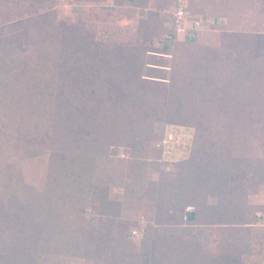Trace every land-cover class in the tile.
Segmentation results:
<instances>
[{
	"label": "rangeland",
	"instance_id": "1",
	"mask_svg": "<svg viewBox=\"0 0 264 264\" xmlns=\"http://www.w3.org/2000/svg\"><path fill=\"white\" fill-rule=\"evenodd\" d=\"M188 1L189 11L184 0H0V214L8 215L0 220V264H20L18 250L28 249L26 245H33L29 264H170L171 255L176 264H224L228 256L240 259L239 264H264V71H229L241 65L264 69V61L257 60L264 58V0ZM167 13L183 20L173 33L169 55L150 53L135 69L141 79L158 84L145 97L130 91L133 97L125 99L116 86L103 93L104 76L87 65L62 72L95 48L123 59L131 48L147 49L142 39L146 29L158 24L173 30L163 22ZM150 42L154 47V39ZM51 66L63 73L62 79L53 77ZM189 71L201 79L199 86L184 79ZM248 75L255 84L247 81ZM235 78L243 79L237 91ZM93 90L104 103L99 111L108 123L121 110L110 123L121 140L103 148L117 167H127L124 174L131 178L129 170L142 160L136 156L142 152L148 164L145 183L141 180L145 194L130 192L140 189L132 183H101L104 198L101 191L81 189L77 199L72 197L75 209H68L62 193H56L73 179L65 168L73 156L66 151L79 145L81 134L66 122L79 113L84 120L83 115H96L95 108L83 114L84 106L94 105ZM237 101L245 103V113L236 108ZM170 120L191 126L166 127L179 143L172 155L161 152L158 162L156 142ZM225 128L236 137L242 134L240 147L249 166L242 177L231 170L226 179L220 176L223 164L239 156V147L225 141ZM195 131L198 145L208 147V158L199 167L179 164L190 156ZM133 134L136 142L130 147L127 137ZM103 163L99 160L92 175L99 185L95 178ZM179 179L189 192H200L195 199L198 221L190 224L186 217L194 206L185 209L181 221L182 212H175L178 223L161 227L178 230L181 238L164 257L156 256L154 239L164 232L159 230L160 193L164 184ZM223 183L244 198L243 215L236 219L222 216L230 209L218 197ZM205 211L215 213L210 221L202 216ZM147 227L149 251L140 250ZM181 229L194 231L186 236ZM247 242L246 250L241 244Z\"/></svg>",
	"mask_w": 264,
	"mask_h": 264
},
{
	"label": "trees",
	"instance_id": "2",
	"mask_svg": "<svg viewBox=\"0 0 264 264\" xmlns=\"http://www.w3.org/2000/svg\"><path fill=\"white\" fill-rule=\"evenodd\" d=\"M184 1H185L186 9L187 11H189L190 3L188 0H184ZM131 2L136 4L138 0H131ZM168 14L169 13H167L163 21L164 23L169 22ZM158 26L159 25L157 24L151 29H146L145 34L142 36L143 46H145V48L147 49H144V48L141 49V47H136L135 49L131 48L130 50L127 51V54H129V58L127 57H125V59H123V57L115 58L113 55V52H111L110 50L95 48L86 53L85 57H83L84 61L81 59L76 64L70 63L68 67H64V69L62 68L61 70L62 72H65V74H69V71L72 70L74 66L77 65V68L79 69L87 65L92 68L98 69V74H102L104 76V78L101 79V81L105 83V88L103 89V93L106 89H111L116 86L119 90L122 91V96L125 99L128 98L129 96L133 97L130 91H135V94L140 96L141 98L145 97L149 92H153L154 90L158 89V86H157L158 84L153 83V82H147V80L141 79V77H138L136 75L135 69H138V67L142 65V62H144L143 59H145L146 55H149V58H151L150 53L157 54L159 52V54L163 56H167L169 55V52H171V50L174 48L173 47L174 31L173 30L168 31L166 27H163L162 25H160L159 27ZM152 39H154L153 44L155 48L151 45L152 41L150 42V40ZM161 42H163V47L156 46L157 43H161ZM19 47H20V43H19ZM152 56H156V55H152ZM257 60L264 61V58H257ZM252 62L255 63L256 61L253 60ZM243 64H245V62H243ZM52 68L53 66H51L48 71H51L53 77L62 79L63 73L56 72ZM229 71L239 73V74L243 72H250V73L255 74L256 71H258L259 73H262L264 69H262L260 65H258V67L241 65L236 70H229ZM191 73L192 72L189 71L188 76L186 74L184 76V79L185 78L191 79L192 81H190V83L193 87H196L197 85L199 86V82L201 79H199V77H195ZM246 77L248 78L247 81H253L255 84L253 75H252V79L250 75ZM235 79L237 82L236 83L237 85L236 91H237L243 79L242 78H235ZM141 82H142V85L140 87H142L143 92L138 93L139 89L137 88ZM59 85L61 84H57V86ZM55 87L56 86H53L49 89L53 90L55 89ZM61 87H64V86L61 85ZM99 88L100 90H102L100 85H99ZM57 91L60 92V89L57 88ZM236 91L233 97L238 98V95H237L238 92L236 93ZM95 96L96 94H95V91L93 90L92 98H93L94 105L92 104V108L85 107V106L83 108V114L88 111L90 112L93 108H95L94 112H96V115L94 114V117L92 116L86 119V116L83 115L85 120L80 119L81 115L79 113L76 116L75 115L70 116L66 122L68 125L67 126L68 128L70 125L76 126L79 129V133L81 134L79 138V145H74L71 151L69 150V148H67V151H66L70 156H73L72 159L68 160L65 164V168L68 170L66 173L70 174V176L73 179L68 181L66 186H62L63 188L61 187L58 190V193H56V194L62 193L63 195L62 198L66 199L63 203L65 204V206L68 207V209L69 208L75 209L76 204L72 202L73 200L72 197H74V199H77L79 197L78 192L81 189H83V193H88V194H91V193L97 194V192L101 191L102 197L104 198L105 189L104 187L101 186V183L115 184L116 182H122L126 186H129V187H132V185H130V183H132L137 186H140L139 187L140 189L131 188L130 192L136 193L140 191L142 194H145L143 191L144 189L143 186L145 183L144 179L146 178V169H147L148 164L143 160V158H145L144 155H142V152H139L138 154L136 153L137 154L136 156L142 160H140L139 163L134 164V166H131L129 171L133 173L132 178L130 177V175L124 174L125 171L123 169H126L127 167L124 166L123 169H121L122 167L121 168L117 167L118 164H116L115 161L112 160V158L108 156V150H104L103 147H104V144L106 143H108V147H109L114 142L121 140L118 134V131L110 124L113 119H115L116 117H119L121 110H119L116 116L112 118V120L109 121L108 123L105 120L102 112L99 111L101 110L100 106L104 105V103L96 100ZM72 97L75 98L76 104L79 105L80 102L78 101L76 94H72ZM253 103H250L249 106L254 107ZM237 104L238 105H236V108H238V110L242 114L245 113V103L242 101H237ZM239 111L236 113L237 117L240 116ZM170 122L171 124L169 125L174 124L176 126L178 125V126H183V127H188V128L191 126L183 121L174 122L170 120ZM225 130L228 132V135L226 136L225 141L229 140L228 146L233 145L237 148L239 147L238 148L239 156L238 158L234 156L231 160L223 164L221 168L220 176L224 175L226 179L227 178L226 174L230 176L228 172H230L231 170L233 171L232 173L235 174L237 177H242V175L246 174V171L249 169V166L247 165L248 161L245 156V153H243V149L242 147H240L241 145L244 144L242 141V134H241V137L240 136L236 137V132H232L231 129H227V128H225ZM239 130L242 131L241 129ZM223 134H224L223 136H225V133ZM197 137H198L197 131H195L194 136H193V143H192L190 156L187 160L180 161L179 164H184L185 162L187 163L188 161V163H191V162L194 163L195 167L196 166L199 167L200 164L203 162V160L204 159L206 160L208 158V153H206V150L208 152V147L204 144L202 146L198 145ZM127 138H128L127 144H130V147H132L133 146L132 143L136 142V140H134V134L128 136ZM219 138H221V136ZM161 140H162V133L159 134V138L157 139L156 147H155L157 150V154H158L157 161L159 160V157L161 154V148L159 147ZM141 145H142V150H143V144ZM215 148L217 147L215 146ZM78 150H80V156H78V153H77ZM97 151H99L97 153L100 155L99 157H97L95 153ZM94 153L96 157H94V155H91V157L89 158V155L94 154ZM95 158H98V159L96 160ZM85 160L87 161V163ZM99 160H101V162H104L102 165L103 170L101 171L100 175L95 178L96 182L97 181L100 182V185L98 183L97 184L94 183L93 177H92V175H94L98 169L96 168V164H98ZM181 173L183 174V171H181ZM139 180H140V183H138ZM141 180H143L144 183L141 182ZM164 187L165 188L163 192L160 193V205H162V207L160 208L161 216H160V221H159V225H160L159 230L160 232L162 231L164 232L160 234H156V237L154 239L155 255L156 256L160 255L162 257H164L169 252L170 246L171 245L173 246L174 244H176V241L180 239L181 236H177L176 233L178 230L171 229L169 227L162 228L161 226L176 225L178 221H175L176 219L175 212H178V213L182 212L183 216H180V221H181L183 217L186 215L184 214V212L188 206L195 207V210H193V212L189 215V217L186 215V217L189 218L188 223L197 224V221H198L197 215L199 214L198 213L199 208L197 205L198 203H195L196 201L195 199L196 197H198V194H200V192L196 190L195 192H192V191L189 192L187 190V186H184L181 183V179H179L178 181L168 182L164 184ZM218 197L220 198L221 202L223 201L230 206V209H226L225 211H223L222 216L227 215L228 217L230 216V219H233V218L236 219L237 217L241 216V214L243 215L242 210H243L244 205L241 199H244V198L240 199L238 195H236L235 193L233 194L231 188L228 187L225 183L221 184ZM74 201L77 203L78 200H74ZM216 209L217 208H213L212 210H216ZM214 214H215L214 212L205 211L202 216L206 217L207 221H210L211 220L210 217L213 216ZM7 217L8 215L6 214L4 216L0 214V220L4 219L5 221ZM150 228L151 227L149 228L147 227V232L143 235L141 239L140 250H145V251L150 250V247H151ZM14 231H17V229L13 228L11 230V232H14ZM181 231L183 232V234L185 232L184 235L188 236V232L194 231V229H181ZM10 234H12L13 237L15 238L16 236L15 233H10ZM131 241H129V244L132 243ZM241 245L243 246V249L247 250L249 248L248 242L241 244ZM26 246L28 249L18 250L19 252L18 256L22 257V259L20 260V264H29V262H31V257L33 256L31 250L33 248V245H26ZM239 261L240 259H235V258L232 259L231 257L228 256L225 259L224 264H239ZM33 262L35 264L37 263V261L35 260ZM169 262L170 264H176L177 263L176 257L174 258L171 255Z\"/></svg>",
	"mask_w": 264,
	"mask_h": 264
},
{
	"label": "built area",
	"instance_id": "3",
	"mask_svg": "<svg viewBox=\"0 0 264 264\" xmlns=\"http://www.w3.org/2000/svg\"><path fill=\"white\" fill-rule=\"evenodd\" d=\"M168 19H169V24L172 26L173 31L175 33L176 30H178V27L181 25L182 20H183V16H179L177 15V13L174 14H168ZM158 47H163V42L161 43H157ZM173 125H166L164 126L163 130H162V140L160 142L159 147L161 148V152L164 154H170L172 155V150L174 149L173 146L174 144H178L179 143V136L174 134L173 132H168L166 127H169ZM174 127H179V126H174ZM186 129V128H185ZM192 144V143H191ZM167 150V151H166ZM124 156V155H122ZM134 236H139L140 233L138 230H134L132 231Z\"/></svg>",
	"mask_w": 264,
	"mask_h": 264
}]
</instances>
